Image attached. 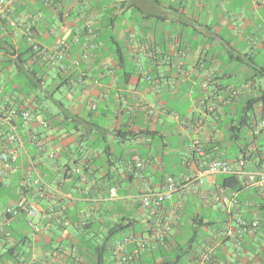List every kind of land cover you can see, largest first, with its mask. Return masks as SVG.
Segmentation results:
<instances>
[{"label": "crops", "instance_id": "obj_1", "mask_svg": "<svg viewBox=\"0 0 264 264\" xmlns=\"http://www.w3.org/2000/svg\"><path fill=\"white\" fill-rule=\"evenodd\" d=\"M9 1L0 14V113L27 109L32 120L15 121L22 150L16 172L0 179V255L13 249L0 264H97L96 244L114 225L131 223L125 234L146 237L156 221L175 215L167 252L176 251L180 264H193L211 245L215 264H264L258 239L264 191L226 187L223 174L186 185L214 160L245 159L249 171L264 168V150L248 144L264 133H251L264 118V5L254 0ZM89 31L96 50L85 61ZM32 43L40 52L20 71L17 57ZM62 92L66 103L57 98ZM252 99L262 100L249 112ZM8 131L0 122V153L7 148ZM194 142L203 155L190 148ZM29 173L45 183L43 197ZM167 177L182 188L153 219L139 198L159 192ZM22 194L38 207L40 232L30 228L25 212L4 215ZM240 220L259 222L253 238L245 236ZM82 221L93 223L88 231ZM228 224L235 238L216 244ZM186 231H193L187 253L178 243ZM239 234L244 237L237 249ZM115 240L107 247V264H114ZM157 247L155 241L147 245L143 264L158 255ZM156 262L162 263L160 257Z\"/></svg>", "mask_w": 264, "mask_h": 264}, {"label": "built area", "instance_id": "obj_2", "mask_svg": "<svg viewBox=\"0 0 264 264\" xmlns=\"http://www.w3.org/2000/svg\"><path fill=\"white\" fill-rule=\"evenodd\" d=\"M9 0H0V14L5 13V8L9 5ZM256 6L264 5V0H254ZM32 40V39H30ZM33 44V43H32ZM85 47L82 54V58L85 61L89 59L90 51L96 50V44L94 43V36L92 31L88 32V35L85 39ZM35 52L38 51V48L34 46ZM58 54L62 58L63 52L59 49ZM184 56V53H181ZM51 62L55 61V58L51 57ZM79 60L74 61V65L78 66ZM95 108V106H94ZM21 119L25 123H29L32 118L29 111L25 109H2L0 113V122L7 125L9 131L6 136L7 148L2 153H0V163L2 167L0 168V179L4 174H14L16 172L14 164L16 163L21 150H22V139L20 134L17 131L15 121ZM44 127H48L46 122H43ZM264 131V119L255 123L251 128L252 136L257 137ZM34 142H37V137H33ZM194 152L203 155L202 150L198 147L197 142L191 144L190 147ZM138 172L143 169L142 163H137L134 167ZM223 174L227 176H235L240 181L243 187L252 189L255 191H264V168L258 169L256 171H249L246 167V162L244 159H240L236 164H230L224 160H214L209 163H204L202 170L194 178H188L186 180V185L197 184L202 185L210 177ZM31 178L33 175L28 174ZM33 184L36 187V191L39 197L44 196L45 183L42 181L41 177L36 175L33 178ZM182 188V184L177 182L173 177H167L162 186V189L159 192H148L140 196L139 202L143 210L148 212L153 219H158L161 211L164 208V204L168 201H172L173 196ZM116 189L111 190V196H115ZM180 211V206L178 207ZM25 212L27 224L34 230V232H40V227L35 223L39 215L38 207L35 203L30 202L25 195H21L17 203L5 209L4 215L6 217L15 218L19 213ZM178 215H175L172 220L169 221H156L155 227L152 230V233L146 237L139 236L135 233H129L123 235L120 239H116L113 242V251L115 254L114 264H130L140 259L142 256L143 250L151 241L157 243H165L166 240L170 237L172 232L173 225L175 223ZM87 222L82 221L81 225L85 226ZM240 224L245 227V236L248 238H253L259 230V222L253 221L250 224H246L240 220ZM2 233L0 226V234ZM235 232L231 225H227L223 230L219 232V242L216 244L224 243L230 239L235 238ZM244 234H239L238 242L235 246L237 249L242 247ZM133 247V248H130ZM215 246L211 245L206 250L198 253L194 259L193 264H215L216 259Z\"/></svg>", "mask_w": 264, "mask_h": 264}, {"label": "trees", "instance_id": "obj_3", "mask_svg": "<svg viewBox=\"0 0 264 264\" xmlns=\"http://www.w3.org/2000/svg\"><path fill=\"white\" fill-rule=\"evenodd\" d=\"M34 46H36V45L31 44V46L29 48L26 47L25 50L21 54H19V56L17 57V61L16 62L18 64V68H19L20 71H27L28 70L27 64H28V61L30 60V58H32L33 55H34V53H33V52H35ZM39 52H40V49H38V51L35 52V53H39ZM260 100H262V99H258V100L252 99V100H250L248 102V105H250V107H251L249 109V112L250 111L253 112L252 110H253L254 105L259 103ZM11 109L21 110V108H11ZM25 110H27V109H25ZM251 114L253 115V113H251ZM30 115H31V113H30ZM252 115L249 116L250 119L252 118ZM262 119H264V118H261L260 120H262ZM18 120H21V119H18ZM239 185H242V184H241V181L237 177H235V176L224 177V186L230 187V188H235V187H237ZM92 224L93 223H91V222L89 224L87 223L86 226H84L82 228L86 229V231H88L91 228ZM132 227H133V225L131 223L130 224H124V221H123L122 223L114 225L110 229V231L105 235L103 240L96 244V247H95V254H96L95 258L97 260V264H107L106 263L105 254H106V252H108L107 247L110 244V242L113 239H118L121 234H125L126 232H129L130 230H132L133 229ZM133 233L137 234L136 231H134ZM151 233H152V230H151ZM89 241L92 242V239L89 240ZM158 244H159V247H157L158 248L157 249L158 250L157 251L158 255L157 256L156 255L153 256V259L148 264H157L156 258H159V257L162 260L161 264H180L181 257H180L179 254H177L176 251H174L175 252L174 260H171L169 254L167 252L168 239L166 240L165 243H158ZM183 250H185V252L187 253L190 250V248L189 249L185 248ZM12 253H13V249L9 248L7 250V252H5L4 254L0 255V258L9 259ZM137 262H138V264H143L142 263V256L140 257L139 260L133 262L132 264H137Z\"/></svg>", "mask_w": 264, "mask_h": 264}, {"label": "rangeland", "instance_id": "obj_4", "mask_svg": "<svg viewBox=\"0 0 264 264\" xmlns=\"http://www.w3.org/2000/svg\"><path fill=\"white\" fill-rule=\"evenodd\" d=\"M50 75L55 77V73L54 72L50 73ZM51 89H53V87ZM66 93L67 92H62L61 94L57 95V98L59 100H63L64 103H66L67 100H65V98H63L66 95ZM249 143L252 144V147H257L258 149L264 150V133H262L259 137H257L256 141H253V138L250 137V139L248 141V144ZM260 214L264 217V210L261 211ZM23 230H25L26 232H30V229L28 227H23ZM259 238H260L261 245L264 247V224H263V228L259 232L258 239ZM192 239H193V231H186L184 234H182L179 237L178 243L181 246V248L185 249V248H187L189 246V244L191 243ZM92 241L95 242V239H92ZM259 252H260V250L257 253H259ZM170 258L174 259L175 258V253H171L170 254Z\"/></svg>", "mask_w": 264, "mask_h": 264}]
</instances>
